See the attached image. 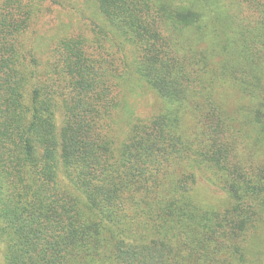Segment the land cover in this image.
Listing matches in <instances>:
<instances>
[{
  "label": "trees",
  "instance_id": "obj_1",
  "mask_svg": "<svg viewBox=\"0 0 264 264\" xmlns=\"http://www.w3.org/2000/svg\"><path fill=\"white\" fill-rule=\"evenodd\" d=\"M50 1L105 56L68 31L42 64L47 0H0V264H264V0Z\"/></svg>",
  "mask_w": 264,
  "mask_h": 264
},
{
  "label": "rangeland",
  "instance_id": "obj_2",
  "mask_svg": "<svg viewBox=\"0 0 264 264\" xmlns=\"http://www.w3.org/2000/svg\"><path fill=\"white\" fill-rule=\"evenodd\" d=\"M87 9H89L87 11L88 13L92 10H90V5L87 6ZM81 17L82 15L74 10V8L66 9L58 7L52 4L50 0H47L46 9H44L42 15L36 20L37 22L32 25L29 31L30 39L32 41V47L34 48L35 53L42 64H45L47 59H49L50 61L54 60V48L56 46L57 36H62L68 31H71L70 34L72 35L77 36L79 34L84 35L88 38L89 48L85 47L87 54L91 56H105V54H98L97 50L95 51L96 44L93 46L90 43V40L95 43L92 38L94 35V29H96L97 31L99 30L98 26L94 24V22L89 18L82 19ZM32 29H34V33H32ZM117 62V60L112 61L110 59L107 63L114 67L113 64L116 65ZM60 68L61 67H59V70ZM59 70L58 73L60 74L61 72H59ZM40 78H43L41 80H46L47 75H42ZM137 84L141 83L138 82ZM133 90L134 91H131V93H129L127 96L128 108H130V110L132 111L131 114L133 118L139 120L145 119L147 116L158 110V108L160 107V100L153 92L148 90L142 84L140 86L134 87ZM233 102L234 100L231 101V103ZM125 118L126 114L124 112V108L115 109V111L112 113L111 119L106 122V128L109 127L110 130L113 131L114 128H116V122L119 121L117 125L121 128H119L118 134H121L125 130ZM197 176L202 189H206L208 193L214 195L215 197H218L219 199L225 197V194L220 189H218L216 185L208 182L202 173L198 172ZM211 195L207 194V196L209 197H211ZM208 201L210 200L208 199Z\"/></svg>",
  "mask_w": 264,
  "mask_h": 264
}]
</instances>
